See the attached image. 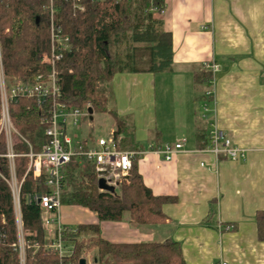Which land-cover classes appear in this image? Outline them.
<instances>
[{
  "label": "crops",
  "instance_id": "0c3cea01",
  "mask_svg": "<svg viewBox=\"0 0 264 264\" xmlns=\"http://www.w3.org/2000/svg\"><path fill=\"white\" fill-rule=\"evenodd\" d=\"M163 6L156 17L171 34L172 71L117 74L110 86L118 114L129 112L122 99L132 94L139 97L133 101L142 112L139 120L156 126L148 145L135 135L144 150L183 141L170 162L147 153L137 163L153 195L175 200L162 207L168 220L140 225L124 213L120 221L99 222L89 210L68 206L59 209V221L68 228L98 225L101 237L114 244L170 239L180 244L185 264H264L254 220L264 210V0H163ZM209 61L218 66L211 82L217 125L247 151L244 161L215 158L196 141V131L208 132L200 119L207 90L195 86L194 75ZM157 90L164 99L158 110ZM65 133L79 142L68 128Z\"/></svg>",
  "mask_w": 264,
  "mask_h": 264
},
{
  "label": "trees",
  "instance_id": "16d2710c",
  "mask_svg": "<svg viewBox=\"0 0 264 264\" xmlns=\"http://www.w3.org/2000/svg\"><path fill=\"white\" fill-rule=\"evenodd\" d=\"M83 12L73 13L70 1L55 0V23L69 38L71 49L55 64L59 98H46L38 105L35 99L19 98L9 104L12 124L27 141L33 153L49 143L45 135L54 102L83 111L89 104L94 114L109 115L115 125L114 142L121 151H143L123 116L105 104V92L115 75L164 74L173 69L171 34L156 17L163 11V0H84ZM48 0H0V50L2 69L8 80L18 78L32 84L37 76L46 77L51 68L41 63L49 48ZM203 69V68H202ZM213 76L202 70L194 75L195 86L211 87ZM200 147L207 145L204 129L196 131ZM93 138L74 143V150L85 151ZM154 147V146H150ZM14 151L26 154L27 144L20 142ZM5 152V138L0 134V155ZM16 175L21 180L28 159H15ZM0 170L7 174V162L0 156ZM61 206L82 207L94 213L99 222L120 221L124 213L140 225H160L168 217L162 207L175 202L171 197L155 196L146 187L133 161L131 170L110 194L99 191L94 167L84 158H72L62 169ZM46 192L43 177L27 175L20 189V209L25 247L24 264H78L87 254L92 264H185L178 242L114 244L101 237L98 225L81 224L64 227L63 240L71 247L70 256L60 260L43 249L45 233L40 208L34 199ZM0 264H19L17 231L11 194L0 178ZM257 240L264 242V210L254 216Z\"/></svg>",
  "mask_w": 264,
  "mask_h": 264
},
{
  "label": "built area",
  "instance_id": "2783aa9c",
  "mask_svg": "<svg viewBox=\"0 0 264 264\" xmlns=\"http://www.w3.org/2000/svg\"><path fill=\"white\" fill-rule=\"evenodd\" d=\"M48 1L50 13L49 48L42 54L41 63L51 68L50 73L46 77L37 76L32 84L24 83L18 78H12V81H9L3 73L0 50V134L5 138V152L0 156L6 160L8 168L7 174H3L0 170V178L6 183L11 194L17 231L19 264H24L26 247L21 220L20 189L24 178L28 174L33 178L43 177L46 189L44 194L34 197L40 208V221L45 233L43 249L55 253L60 260H64L70 256L71 247H68L63 240L64 227L59 221L58 214L61 207L60 195L64 181L62 169L72 158L78 160L84 158L87 160L93 165L97 179H103L107 185L113 186L116 191L131 170L133 161L138 163L145 154L153 153L161 157L163 162H170L175 154L181 151L183 143L181 140L173 144H163L157 147L149 146L148 149L143 151H121L115 145L113 131H110L106 138L99 137L94 139V145L88 146L85 151H76L74 150V143L65 133L66 129L68 126L77 127L82 120L92 121L94 113L92 115L89 114L88 109L91 108L89 104L86 105L83 111H80L67 108L60 102H54L49 125L45 131V135L49 138V143L39 153L31 151L27 141L12 124L9 104L19 98L35 99L38 105L42 104L46 98H59L60 90L54 68L61 55L71 49L69 38L63 34L61 28L56 25L54 20L57 15V9L54 7L55 0ZM63 1L66 2L67 0ZM68 1L71 2L74 14L84 11V0ZM90 1L102 3L105 0ZM202 68L210 71L212 76L218 70V66L210 61L205 62ZM204 97L207 100L205 99V102L200 107V119L208 128L207 145L204 150L215 158L223 155L227 160L233 162L244 161L247 151L235 145L217 125L212 83L210 89L205 92ZM20 142L28 145V153L23 154L14 151V146ZM20 157L28 159L27 168L21 180L16 175L14 162L16 158ZM4 223L3 216H0V224ZM47 232H50V236L47 235ZM20 239L23 243L22 253L19 248ZM59 264L66 263L61 261Z\"/></svg>",
  "mask_w": 264,
  "mask_h": 264
},
{
  "label": "rangeland",
  "instance_id": "374dc122",
  "mask_svg": "<svg viewBox=\"0 0 264 264\" xmlns=\"http://www.w3.org/2000/svg\"><path fill=\"white\" fill-rule=\"evenodd\" d=\"M9 80V79H8ZM9 81H12L10 79ZM183 91V90H181ZM130 92V91H129ZM112 87L110 86L109 89L105 92V104L109 109L116 110V107L114 106L115 102L112 98ZM138 94V91H137ZM182 94V92H181ZM130 96L132 98H130ZM145 96V95H144ZM139 98V97H138ZM138 98L135 100L134 97L129 95L128 98H123L122 100L124 101L123 109L125 111H129L126 114H122L120 116H123L126 120L127 125L129 126V130L134 134V137H143L144 140H142L143 145H148L149 143H152L154 141V136H155V127L150 128L148 124L142 123L141 119L139 120V117L142 115L141 111L139 110V105L137 106L136 103H138ZM155 98L157 101V109L158 110V105L160 106V103H163V98L159 90L156 91L155 93ZM125 99V100H124ZM133 101H136L133 102ZM141 106H144L141 105ZM153 107V106H152ZM160 109V107H159ZM180 109V107H179ZM154 110V109H153ZM117 112V110H116ZM178 109H175V114H177ZM174 114V115H175ZM144 119V116H142ZM89 124V125H88ZM114 121L113 119L107 115V114H94L92 121L90 120H82L79 125L75 128L68 126V134L72 137L73 140H81V139H86L88 135H90L92 138L96 139L99 137L106 138L113 128ZM115 129V127H114ZM76 136L74 139L73 136ZM142 139V138H141ZM68 208V206H62L61 209ZM65 210V209H64ZM23 243L22 240L20 239L19 242V248L21 249V253L23 252ZM92 255L89 253L86 255V261L88 264H92ZM85 258V257H84Z\"/></svg>",
  "mask_w": 264,
  "mask_h": 264
},
{
  "label": "water",
  "instance_id": "95a60500",
  "mask_svg": "<svg viewBox=\"0 0 264 264\" xmlns=\"http://www.w3.org/2000/svg\"><path fill=\"white\" fill-rule=\"evenodd\" d=\"M88 112H89L90 115L93 114V110L91 108L88 109ZM91 119H92V116H91ZM97 187L102 192H107V193H110V194L115 192V188L113 186L107 185L106 182L103 179H98ZM78 264H88V263H87L85 258H81L78 261Z\"/></svg>",
  "mask_w": 264,
  "mask_h": 264
}]
</instances>
